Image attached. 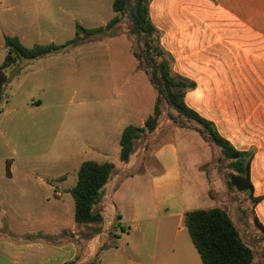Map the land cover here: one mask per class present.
<instances>
[{"label": "rangeland", "instance_id": "obj_1", "mask_svg": "<svg viewBox=\"0 0 264 264\" xmlns=\"http://www.w3.org/2000/svg\"><path fill=\"white\" fill-rule=\"evenodd\" d=\"M113 1L0 0V9H11L8 14L0 10V21L7 15L14 20V24L6 25L7 33H24L27 46L54 42L63 47L36 60L22 59L5 69L8 80L0 101L1 231L10 225L13 231L24 233L42 224L49 233H55L59 225L71 226L75 204L67 190L76 185L79 165L84 159L81 152L92 142L93 133H87L89 128H116L111 134L116 142L120 129L138 126L141 117L154 113L156 92L133 55L141 49L136 37L130 35L132 23L127 16H122L110 30L76 35L77 25L105 29L115 15ZM69 41L71 44L65 45ZM233 76L234 70L227 68L224 84H199L195 92L187 94V102L201 108L220 128H235L238 122L233 121L229 112L203 100L205 93L249 92L264 98L263 84H257L253 90V86L234 84ZM39 93L47 97L46 105L29 113L26 103ZM41 124L48 128H24ZM15 125L21 128H10ZM174 127L168 121L162 128ZM239 127H247V121H240ZM177 143L186 202L203 193L195 198L199 207L208 203L226 206L245 241L252 242L257 232L252 213L254 201L249 191L230 186L235 174L232 161L223 160L218 148L214 149L219 156L213 161L211 147L194 131H180ZM109 151L108 162L120 168L104 187L103 200L95 207L103 222L79 225L76 235L67 227L62 238L37 236L54 244L61 240L77 244L79 252L71 260L76 264H123V201L115 203L111 195L123 181V174L137 173L141 166H131L130 160V167L124 168L123 173L120 144L110 145ZM207 155L209 163L204 178L195 166H203ZM10 173L13 179L8 180ZM120 193L123 196V184ZM5 208L9 209L7 213ZM72 220L75 224L73 216ZM256 236L260 245H256L255 264H264V236ZM6 237L18 240L19 236ZM104 245L107 248L102 251Z\"/></svg>", "mask_w": 264, "mask_h": 264}, {"label": "crops", "instance_id": "obj_2", "mask_svg": "<svg viewBox=\"0 0 264 264\" xmlns=\"http://www.w3.org/2000/svg\"><path fill=\"white\" fill-rule=\"evenodd\" d=\"M0 10L8 14L11 9ZM7 17L0 21V67L7 54L6 36L17 37L27 48L42 45L34 42L27 46L24 33H7L6 25L14 24L13 18ZM150 17L163 32L161 45L174 57L175 72L196 84V89L190 92H195L199 84H224V70L227 68L234 70V84L253 86V90L257 84L264 85V0H152ZM14 28L17 29L16 26ZM50 44L55 45L54 42ZM258 97L249 92L205 93L203 100L211 101L213 107L229 112L233 121L238 122L235 128H220L219 123L205 116L201 108L190 105L186 95L187 105L214 122L220 135L237 151L254 152L250 163V181L257 232L253 241L248 243L255 250L253 264L257 261L256 245H260L256 235L264 236V98ZM46 100L47 97L39 93L31 97L25 107L29 113H35L46 105ZM147 118L141 117L138 127H143ZM240 121H247V127L240 128ZM127 126L120 129V139L116 141L119 144ZM162 127L137 148L131 159L133 164L122 163L123 173L130 163L131 166L138 164L141 167L128 177L123 174V181L112 191L113 202L123 201V264H203L185 226V215L189 211L217 206L208 203L205 207H199L195 198L203 196V193L186 202L177 143L180 131H196ZM10 128L21 127L15 125ZM24 128L48 127L41 124ZM89 130L87 133H93L92 142L81 152L84 159L79 168L85 161L108 162L109 147L116 143L111 135L116 128ZM203 147H206L205 144ZM211 149L210 156L215 161L219 154L216 149ZM208 163L207 155L203 166L196 164L201 177H207L205 170ZM7 177L11 180L13 174ZM122 184L123 196H120ZM57 194L62 195L60 192ZM221 208L225 209L226 206ZM8 211L4 209L5 213ZM74 213L75 209L70 215L71 226L59 225L55 233H49L46 225L42 224L24 233L13 231L10 225L5 231L0 228V264H65L73 260L79 252L77 244L64 240L54 244L37 236L62 238V232L67 227L76 235L79 225L73 223ZM5 235L19 237L12 240Z\"/></svg>", "mask_w": 264, "mask_h": 264}, {"label": "trees", "instance_id": "obj_3", "mask_svg": "<svg viewBox=\"0 0 264 264\" xmlns=\"http://www.w3.org/2000/svg\"><path fill=\"white\" fill-rule=\"evenodd\" d=\"M152 0H114L112 9L114 17L106 28L85 29L76 27V35L97 34L116 26L122 16H127L132 23L131 36L136 37L140 52L133 53L140 69L147 76L156 92L154 113L149 116L143 127L129 125L122 133L120 140V161L129 163L150 134L155 133L165 122L178 128L193 129L199 133L212 148H218L220 157L232 161L234 175L230 186L247 190L252 197L253 186L250 181V163L254 152L237 151L232 144L223 138L214 122L201 116L186 103L188 92L196 89V84L174 70L175 60L172 54L161 45L163 32L152 22L150 4ZM131 41L134 40L130 37ZM7 54L0 67V101L3 98V87L7 82L5 69L20 60H34L57 52L61 47L54 44L25 47L17 37H5ZM73 40V42H75ZM71 41L65 45H70ZM168 115V116H167ZM168 118V119H167ZM118 172L112 163L85 161L80 166L76 185L69 190L74 204V220L78 225H89L103 222L101 213L95 207L103 200L104 187ZM132 174H125L128 177ZM120 219V217H118ZM257 222V221H256ZM258 223V222H257ZM192 242L197 249L203 264H253L254 249L245 241L241 231L229 212L221 207L207 210L189 211L185 215ZM103 246L101 250H105ZM117 248V246H115ZM65 264H76V261ZM92 264H98L93 262Z\"/></svg>", "mask_w": 264, "mask_h": 264}]
</instances>
